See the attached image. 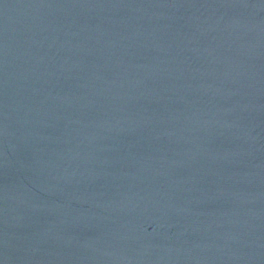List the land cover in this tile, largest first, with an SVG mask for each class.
Wrapping results in <instances>:
<instances>
[{
  "label": "water",
  "instance_id": "obj_1",
  "mask_svg": "<svg viewBox=\"0 0 264 264\" xmlns=\"http://www.w3.org/2000/svg\"><path fill=\"white\" fill-rule=\"evenodd\" d=\"M0 264H264V0H0Z\"/></svg>",
  "mask_w": 264,
  "mask_h": 264
}]
</instances>
